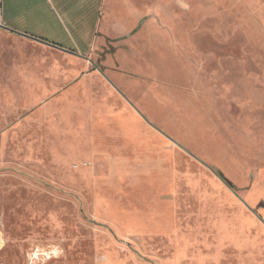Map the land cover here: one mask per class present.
<instances>
[{
  "label": "rangeland",
  "instance_id": "obj_1",
  "mask_svg": "<svg viewBox=\"0 0 264 264\" xmlns=\"http://www.w3.org/2000/svg\"><path fill=\"white\" fill-rule=\"evenodd\" d=\"M24 1L0 264H264V0Z\"/></svg>",
  "mask_w": 264,
  "mask_h": 264
},
{
  "label": "crops",
  "instance_id": "obj_2",
  "mask_svg": "<svg viewBox=\"0 0 264 264\" xmlns=\"http://www.w3.org/2000/svg\"><path fill=\"white\" fill-rule=\"evenodd\" d=\"M28 8L31 9L32 7L29 6V3H26L24 0H0V22L3 23L5 26H8V27L14 29L15 26L10 24V21L8 22L6 20L4 15L5 14L26 13L29 10ZM18 29L19 28L16 27L14 30L19 31ZM19 32H21V31H19ZM14 33H16V32H14ZM22 33H24V32H22ZM25 34H27V33H25ZM30 36H32V35H30ZM33 37H36V36H33ZM36 38H38V37H36ZM0 238H1V236H0Z\"/></svg>",
  "mask_w": 264,
  "mask_h": 264
},
{
  "label": "water",
  "instance_id": "obj_3",
  "mask_svg": "<svg viewBox=\"0 0 264 264\" xmlns=\"http://www.w3.org/2000/svg\"><path fill=\"white\" fill-rule=\"evenodd\" d=\"M0 27H1V28H4V29H7V30H9V31H12V32H16V33H18V34H20V35H23V36H26V37H28V38L34 39V40H36V41L42 42V43H44V44H47V45H50V46H53V47H57V48H59V49H61V50L68 51V52H70V53H73V54H76V55L81 56V55L78 54V53H75V52H73V51L67 50V49L62 48V47H60V46H57V45L51 44V43H49V42H47V41H45V40H42V39H39V38H36V37L30 36V35H28V34H25V33L19 32V31H16V30H14V29H12V28H10V27H8V26H5V25H4L3 23H1V22H0ZM143 117H144V119H145L148 123H150V121H149L144 115H143ZM221 178H222V176H221ZM222 179H223V178H222Z\"/></svg>",
  "mask_w": 264,
  "mask_h": 264
},
{
  "label": "trees",
  "instance_id": "obj_4",
  "mask_svg": "<svg viewBox=\"0 0 264 264\" xmlns=\"http://www.w3.org/2000/svg\"><path fill=\"white\" fill-rule=\"evenodd\" d=\"M222 177L225 178V180L232 185V183L223 175V173L219 172ZM233 186V185H232Z\"/></svg>",
  "mask_w": 264,
  "mask_h": 264
},
{
  "label": "bare ground",
  "instance_id": "obj_5",
  "mask_svg": "<svg viewBox=\"0 0 264 264\" xmlns=\"http://www.w3.org/2000/svg\"><path fill=\"white\" fill-rule=\"evenodd\" d=\"M0 241H1V238H0Z\"/></svg>",
  "mask_w": 264,
  "mask_h": 264
}]
</instances>
